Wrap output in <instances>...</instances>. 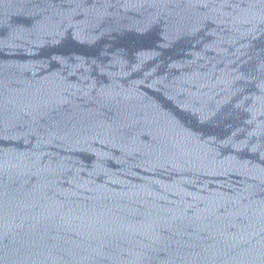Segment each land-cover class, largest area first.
Returning <instances> with one entry per match:
<instances>
[{
    "label": "water",
    "instance_id": "obj_1",
    "mask_svg": "<svg viewBox=\"0 0 264 264\" xmlns=\"http://www.w3.org/2000/svg\"><path fill=\"white\" fill-rule=\"evenodd\" d=\"M0 264H264V0H0Z\"/></svg>",
    "mask_w": 264,
    "mask_h": 264
}]
</instances>
